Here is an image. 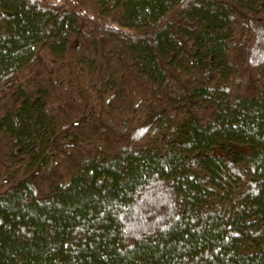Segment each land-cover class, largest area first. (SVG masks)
<instances>
[{
    "label": "trees",
    "instance_id": "obj_1",
    "mask_svg": "<svg viewBox=\"0 0 264 264\" xmlns=\"http://www.w3.org/2000/svg\"><path fill=\"white\" fill-rule=\"evenodd\" d=\"M0 264H264V0H0Z\"/></svg>",
    "mask_w": 264,
    "mask_h": 264
}]
</instances>
